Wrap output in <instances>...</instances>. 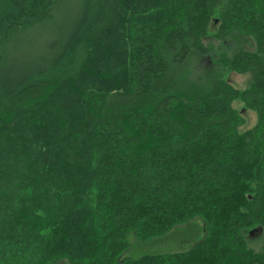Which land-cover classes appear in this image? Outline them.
<instances>
[{
  "label": "trees",
  "instance_id": "obj_1",
  "mask_svg": "<svg viewBox=\"0 0 264 264\" xmlns=\"http://www.w3.org/2000/svg\"><path fill=\"white\" fill-rule=\"evenodd\" d=\"M211 35L254 47L214 51ZM196 219L191 250L125 256L131 234ZM252 231L264 237V0H0V264H264Z\"/></svg>",
  "mask_w": 264,
  "mask_h": 264
},
{
  "label": "rangeland",
  "instance_id": "obj_2",
  "mask_svg": "<svg viewBox=\"0 0 264 264\" xmlns=\"http://www.w3.org/2000/svg\"><path fill=\"white\" fill-rule=\"evenodd\" d=\"M68 1L69 0H66V3H68ZM212 30H214V28H212ZM205 42L210 47H213L214 51L225 48L230 54H233L241 48L253 49L254 47V43L251 40L244 39L240 36H234L229 41L221 43L213 39L211 35ZM197 65L200 66L210 78L221 72V70L215 67L209 60L204 61L203 59H199ZM225 77L233 83L236 88L242 90L247 87L249 81V76L239 75L236 73H227ZM235 106L241 111L244 110L243 105L240 103H237ZM243 113L247 119V124L242 131L251 129L257 122L255 113L251 111H243ZM203 225L204 224L201 219H196L188 225L175 229L164 238L146 243L137 241L135 235L131 234L129 238L131 247L126 252L125 256L133 259H139L147 255H160L189 251L204 239L205 232ZM249 244L252 248L258 250L264 245V237L255 233L250 236Z\"/></svg>",
  "mask_w": 264,
  "mask_h": 264
},
{
  "label": "water",
  "instance_id": "obj_3",
  "mask_svg": "<svg viewBox=\"0 0 264 264\" xmlns=\"http://www.w3.org/2000/svg\"><path fill=\"white\" fill-rule=\"evenodd\" d=\"M255 232H256V231H252V232L250 233V236H251V235H254V234H255Z\"/></svg>",
  "mask_w": 264,
  "mask_h": 264
}]
</instances>
